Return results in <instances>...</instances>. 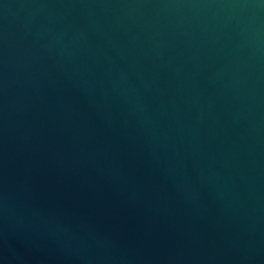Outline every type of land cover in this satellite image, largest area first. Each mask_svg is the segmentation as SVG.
<instances>
[{"label":"water","instance_id":"1","mask_svg":"<svg viewBox=\"0 0 264 264\" xmlns=\"http://www.w3.org/2000/svg\"><path fill=\"white\" fill-rule=\"evenodd\" d=\"M0 264H264V0H0Z\"/></svg>","mask_w":264,"mask_h":264}]
</instances>
